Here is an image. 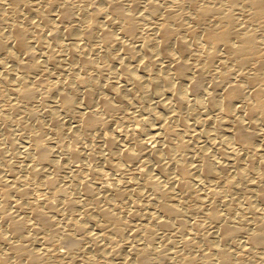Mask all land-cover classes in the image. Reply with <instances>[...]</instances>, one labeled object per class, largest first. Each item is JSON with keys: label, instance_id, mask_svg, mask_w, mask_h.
Masks as SVG:
<instances>
[{"label": "bare ground", "instance_id": "6f19581e", "mask_svg": "<svg viewBox=\"0 0 264 264\" xmlns=\"http://www.w3.org/2000/svg\"><path fill=\"white\" fill-rule=\"evenodd\" d=\"M197 259L264 264V0H3L0 264Z\"/></svg>", "mask_w": 264, "mask_h": 264}, {"label": "rangeland", "instance_id": "374dc122", "mask_svg": "<svg viewBox=\"0 0 264 264\" xmlns=\"http://www.w3.org/2000/svg\"><path fill=\"white\" fill-rule=\"evenodd\" d=\"M64 138H66V139L64 140ZM64 138L62 139V142H64L65 144H70V142L73 141V140H72L70 137H68V136H66V137H64ZM50 139H51V140H50ZM69 139H70L71 141H70ZM54 140H55V141H54ZM46 141H47V142H46ZM46 141L44 140V142H45L46 144H48L49 146L52 144L51 147H52V146H53V147L55 146L54 148H57V147H58V145H57V141H56V139H55L54 137L50 136V138L47 139ZM67 142H68V143H67ZM73 143H74V145L76 144L74 141L72 142V144H73ZM55 144H56V145H55ZM92 144H94L93 147L95 148V151H97L98 149L96 148V147H97L96 143L93 142ZM78 145H79V144H78ZM78 145L76 144L77 147H78ZM96 153H97V152H96ZM97 156H98V154H97ZM93 163L95 164V161H94V162L92 161V164H93ZM117 172H118L117 175L121 177L122 174H120V171H117ZM199 220H200L202 223L205 222V221L203 220V218H201V217H199ZM125 242H128V241L126 240ZM126 246H127V249L130 248V247H129V243H126ZM195 264H201V261H200L199 259H197L196 262H195Z\"/></svg>", "mask_w": 264, "mask_h": 264}, {"label": "snow or ice", "instance_id": "6c2138e0", "mask_svg": "<svg viewBox=\"0 0 264 264\" xmlns=\"http://www.w3.org/2000/svg\"><path fill=\"white\" fill-rule=\"evenodd\" d=\"M3 2V0H0V3H2Z\"/></svg>", "mask_w": 264, "mask_h": 264}]
</instances>
